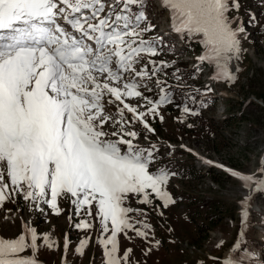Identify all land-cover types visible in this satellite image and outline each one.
<instances>
[{
    "label": "snow or ice",
    "instance_id": "snow-or-ice-1",
    "mask_svg": "<svg viewBox=\"0 0 264 264\" xmlns=\"http://www.w3.org/2000/svg\"><path fill=\"white\" fill-rule=\"evenodd\" d=\"M161 2L181 39L199 38L205 51L198 61L215 65L213 78L234 83L231 62L240 58L244 30L233 26L231 13L239 11V0ZM147 20L146 0H0V206L22 196L30 210L43 213L46 205L59 215L60 199H70L76 215L84 212L99 221L104 264H130L132 249L120 254L121 234L134 232L160 246L146 219L131 215L147 214L128 206L130 197L148 206L153 195L163 208L175 203L167 191L175 173L165 167L150 170L156 145L135 143V125L155 134L149 118L163 121L159 109L174 101L171 86L160 78L171 65L155 59L164 51L163 38H146L153 30ZM153 81L155 100L145 95L153 91ZM106 105H115V112ZM183 111L199 115L186 102ZM225 171L264 192V179ZM247 218L246 210L245 223ZM73 227L88 230L94 220ZM40 240L48 248L57 246L27 223L16 238L0 237V264H40ZM89 243L86 237L77 252L83 255ZM151 251L153 246L146 254ZM223 264L238 262L228 258Z\"/></svg>",
    "mask_w": 264,
    "mask_h": 264
},
{
    "label": "rangeland",
    "instance_id": "rangeland-1",
    "mask_svg": "<svg viewBox=\"0 0 264 264\" xmlns=\"http://www.w3.org/2000/svg\"><path fill=\"white\" fill-rule=\"evenodd\" d=\"M147 1H151L150 4L146 2L147 23L157 33L150 37L168 40H163L164 51L155 58L171 65L165 69L167 76L161 77L169 79L174 73L180 74L182 64H187V73L199 68V76L193 75L189 85L183 82L179 87H193L191 84L198 83L211 89L205 91L211 93V97L201 95L196 104L206 99L208 103L212 99L215 101L206 108L188 106L199 112L195 116L184 113L183 107H175L173 103L162 106L159 112L163 121L159 117L149 118L156 131L152 134L156 141H152V136L142 126L135 125L139 132L137 144L147 148L152 144L163 147L161 158L155 154V163L150 170L165 167L175 173L167 185L175 203L163 208L154 195L150 197L153 206L130 197L128 206L147 214L146 217L136 213L131 215L135 219H146L152 226L151 236L160 241V246L156 248L154 242L150 245L129 232L127 237L123 234L118 237L120 254L131 248L130 264H223L229 258L228 253L232 255L237 250L238 264H264V192L254 194L255 185L249 189L229 171L217 166L264 179L260 172L264 163V0H239V11L231 13L236 17L233 26L238 24L244 30L240 34V58H233L231 62L237 77L234 83L214 79L215 65L198 61L205 51L199 38L189 40L185 37L179 46L180 36L170 30V11L162 6L161 0ZM251 17H255L254 22H250ZM161 31H165L169 39ZM170 41L175 45L172 49L167 46ZM191 45H195L197 51L190 50ZM152 88L151 92L145 90V95L158 99V90L154 85ZM131 103L135 105L137 101ZM106 110L114 113L115 106L106 105ZM183 146L188 150L183 151ZM205 160L217 165L204 164ZM185 166L187 169L184 170ZM59 205L62 211L57 215L46 205H42L43 213L30 210L22 196L6 201L0 206V237L16 238L27 223L36 228L39 236L47 234L57 242L56 247L48 248L42 240L38 241V259L46 264H104L103 249L97 239L99 221L84 212L76 215L70 199H60ZM244 208L248 212L247 223ZM88 219L94 220L93 228L80 230L73 227ZM243 228L245 240L241 248L236 249ZM86 237L90 238V243L80 255L77 249ZM65 240L68 241L67 248ZM150 246L153 251L146 254Z\"/></svg>",
    "mask_w": 264,
    "mask_h": 264
},
{
    "label": "trees",
    "instance_id": "trees-1",
    "mask_svg": "<svg viewBox=\"0 0 264 264\" xmlns=\"http://www.w3.org/2000/svg\"><path fill=\"white\" fill-rule=\"evenodd\" d=\"M241 1V0H240ZM146 2H148L149 4L151 3V1H147L146 0ZM154 30V29H153ZM153 30H152V32H153ZM150 36H151V34H146V37H148V38H150ZM190 50H192V51H197V48L195 47V45H191L190 46ZM186 68H187V64H182V67H181V73L180 74H178L179 75V77H180V81L181 82H184V83H189L190 81H192V79H193V75L195 76L197 73H199V72H192V73H187L186 72ZM184 72V73H183ZM171 77V76H170ZM171 78H174L175 80H177L176 79V77L174 76V75H172V77ZM161 79H163V77H161ZM167 80V79H166ZM173 80V79H172ZM168 82H170L171 80L170 79H168L167 80ZM192 93L190 94V95H188V96H184V95H182V94H180L181 95V101H179V102H177V104H180L181 103V105H184L185 104V102L187 103V106H191L193 109L194 108H206L207 107V105H209L210 103H213V101H215L214 99H212V101L210 100V103H208L209 102V100L208 99H206V101L204 102L205 104H206V107H201V104H196V101L198 100V98L201 96V95H205V94H210V93H205V91H206V89H204V88H202V85H199L198 83H195V88H193L192 90H190ZM195 97V101H193V100H191V99H187L186 100V98L187 97ZM160 151L158 150V152H157V158H161V152L159 153ZM185 169H187L186 168V166L184 167V170ZM189 170H193L192 168H190ZM190 172V171H189ZM188 172V173H189ZM190 173H193V171L192 172H190ZM264 199V198H263ZM262 244H263V250H264V243L262 242Z\"/></svg>",
    "mask_w": 264,
    "mask_h": 264
},
{
    "label": "bare ground",
    "instance_id": "bare-ground-1",
    "mask_svg": "<svg viewBox=\"0 0 264 264\" xmlns=\"http://www.w3.org/2000/svg\"><path fill=\"white\" fill-rule=\"evenodd\" d=\"M214 164V163H213ZM217 165V164H216ZM255 188V187H254ZM245 233V232H244ZM244 240H245V234H244V236L242 235V237H241V239L239 240V242L242 244L243 242H244ZM231 254V252H229L228 253V255H229V258L232 256V257H234V253H232V255H230Z\"/></svg>",
    "mask_w": 264,
    "mask_h": 264
}]
</instances>
